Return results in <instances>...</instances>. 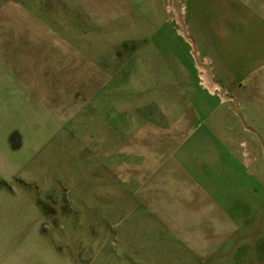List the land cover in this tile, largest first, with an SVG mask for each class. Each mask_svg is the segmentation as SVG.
I'll return each mask as SVG.
<instances>
[{"label":"rangeland","instance_id":"rangeland-1","mask_svg":"<svg viewBox=\"0 0 264 264\" xmlns=\"http://www.w3.org/2000/svg\"><path fill=\"white\" fill-rule=\"evenodd\" d=\"M223 3L0 0V264H264V0ZM207 90L248 100L222 148L251 164L196 193Z\"/></svg>","mask_w":264,"mask_h":264},{"label":"crops","instance_id":"crops-1","mask_svg":"<svg viewBox=\"0 0 264 264\" xmlns=\"http://www.w3.org/2000/svg\"><path fill=\"white\" fill-rule=\"evenodd\" d=\"M128 1L134 3V5H141L142 9L144 10V13L147 14L148 16L152 15L154 17V15H156L155 6L157 0H128ZM190 1L192 2V5L196 7H215V8L218 7L219 12H217V16L232 15L233 12L232 8L228 9V7L224 6L223 3L224 0H195L196 5L193 3L194 0H190ZM172 9L173 8L169 7V10ZM219 25L221 26V24ZM221 29H226L227 31L231 32V28H229L227 25H225L224 28H219L218 30L221 31ZM207 30L214 31L212 30V28L209 27H207ZM263 30H264V25H263ZM203 37H205V35H203ZM248 71H250L251 75L255 73V71L249 66H248ZM235 92H236V96L233 95L234 102L231 101L230 103L226 104L225 101L218 100L219 103L215 107L213 106V98H212L214 97L215 93H213L211 90L208 91V93L204 92L203 95L197 92V96L198 98L200 96V98L199 99L197 98L196 100L197 103L195 104L196 106H194L195 107L194 113L198 122L200 121L202 124L201 123L198 124L197 122L196 127L201 128L200 134H205V136H207V138H209V140L211 141L212 145L205 154L206 156H213V157H206V156L196 157V153L194 150V147L196 146L190 143L194 141H190L188 143L186 141L182 143L176 141V143L180 145L181 148H183L181 150L182 151L181 154L177 157L178 161H176V163L178 164L177 165L178 167L176 172L181 176L184 177L186 176L185 178L188 179L189 183L191 185H194L191 186L192 191H195L196 193H197V185L205 186L204 184L206 180H208L207 181L208 184L213 183L214 177H217L219 176V174H221L219 173V170L223 168L225 162L230 161L232 164L234 163V165L235 164L237 165L236 160L228 156L226 154L227 150L225 148H222V145L224 147L226 144L230 142L229 125L234 124V122L237 123L239 121L240 124L244 125L245 128L244 136L248 138V100L247 102L245 100H242L245 101L244 104L240 99H238L237 90H235ZM244 92L248 94V88H245ZM190 120H192V124L194 125L193 118H191ZM208 120L210 121V123L206 124V121ZM205 127L208 128V130ZM195 131L198 130L196 129ZM217 151L223 153L226 156L218 157L217 154L219 153ZM204 158L206 160V163H208L211 166V168L217 172H212V173L208 172L207 169L208 164L206 165L205 168L204 166L205 164L202 161ZM242 162L243 164L242 163L239 164L240 167L237 165L239 168L245 167V169H247V166L251 164L248 163L250 161H248L246 158L244 159V161L242 160ZM197 175H201V177L195 180L191 179V176L194 177ZM1 264H5V263L2 262Z\"/></svg>","mask_w":264,"mask_h":264}]
</instances>
